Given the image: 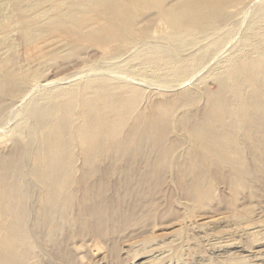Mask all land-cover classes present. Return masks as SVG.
I'll list each match as a JSON object with an SVG mask.
<instances>
[{
  "label": "bare ground",
  "instance_id": "6f19581e",
  "mask_svg": "<svg viewBox=\"0 0 264 264\" xmlns=\"http://www.w3.org/2000/svg\"><path fill=\"white\" fill-rule=\"evenodd\" d=\"M9 1L17 17L19 41L31 43L28 46L34 53L48 42L45 37L39 43L38 37L52 29L69 40L103 43L113 39L130 42L148 34L151 26L169 30L167 40L183 51L191 44L197 47L207 43L217 35L219 26L232 19L231 0H52L49 5L43 4L46 0ZM263 10L253 16L257 23L248 28L244 40L248 44L244 43L236 57L224 59L214 72L219 82L217 92L202 90V100L200 93L188 87L189 91L150 101L142 89L122 95L120 88L97 79H88L80 91L74 83L58 84L29 100V116L13 128L11 147L0 149V264H51L48 255L60 263L74 264L70 249L74 237L92 236L101 243L115 244L117 236L125 234L130 225L137 227L132 233L144 232L148 228L145 219H150L153 208L160 205L154 195L167 186L166 192L172 196L167 176L170 171L186 204L194 211L207 209L212 213L202 226L213 230L204 241L213 246L211 255L217 254V264L245 260L247 249L240 248L242 245L231 237L235 234L243 241H254L255 253L264 263V222L255 214L264 210V46L255 42L264 34V20H259ZM88 11L101 20L99 28L88 26ZM43 14L47 18L40 20ZM9 39L0 40V50L11 47ZM72 49L79 50V45ZM142 50L143 59L156 63L165 48L158 44ZM36 51L31 58L44 50ZM182 61L174 62L176 65L171 62L170 80L181 79L190 71ZM34 64L30 71L36 77L43 63ZM27 77L14 56L0 61V125L14 100L26 92ZM190 79L175 87L181 90ZM53 84L55 81L40 86ZM35 89L18 99V104ZM75 110L84 121L68 126ZM173 114L178 117L180 133L171 139L169 120ZM38 133L42 134L40 139ZM218 223L225 224L226 229L215 234ZM144 237L143 249L157 238ZM199 239L195 247L201 257L208 250ZM112 247V252L108 250L118 264V251ZM30 256L35 258L33 263L27 260Z\"/></svg>",
  "mask_w": 264,
  "mask_h": 264
},
{
  "label": "rangeland",
  "instance_id": "374dc122",
  "mask_svg": "<svg viewBox=\"0 0 264 264\" xmlns=\"http://www.w3.org/2000/svg\"><path fill=\"white\" fill-rule=\"evenodd\" d=\"M1 1H0V36H1L0 40L2 39L7 40L10 38L9 40H11L10 41L11 47L8 48V50L7 49L0 50V61L1 60L5 61L9 56H14L16 59V62L20 65V67H22V69L29 76L27 77L28 79L25 84L24 91L26 92H24L18 99L21 100V98L25 96L26 93L32 89V87L33 88L36 87V89L32 92L31 96H29L26 100H23L22 102H20V105L18 104L19 102L18 99H16V101L14 100V102L12 103L11 107L9 108L8 114H7L8 117L6 116L2 125H0V130H1L0 131V149H7L11 147L12 141H13L12 140L13 128L18 124V122H20L22 119L29 116V113L26 109V105L29 102V100L31 101L35 99L36 97L40 96V94L44 93L45 91L47 90L49 91L50 89L57 88L59 85H68V84L74 83V87H76L77 90L80 91L83 88L84 83L88 79L103 80V81H107L109 85L115 87L116 89L120 88L121 90L119 91V93H121L122 95H124L126 92H130L131 90L133 91L135 89L136 90L142 89L144 90L146 95L147 94L150 95V96L147 95L148 96L147 98H149L150 101H153L154 99H155L154 101H156V100H159L165 97L170 98L175 93H177L176 91H184V90L189 91V88H190V91L200 93L199 99L203 97L202 90L204 89H207L208 91L213 92V93L217 92L219 88V82L216 80V78L213 77L214 72H216V70L218 69V66L224 59L225 60L229 59V57L234 58L239 54L240 48L244 45V43H247L244 40L248 33L249 26L257 23V21L254 20L253 18V16H255L254 14H256L257 13L256 11H258L260 8H264V0H257L254 2H251V0H239V1L231 0L232 2L230 1L231 3H229V8L231 6L233 8L232 7L230 9L228 8L229 13L231 12L230 14H232L231 15L232 19L229 21V23H226L225 25L221 27L219 26L218 27L219 32H217V35L216 34L213 35L212 36L213 38L207 41V43L205 42L203 45L197 46L198 48L196 47V45H194L195 44L194 43V44H191L188 48H185V50L183 51L182 50L180 51V49H177L175 45H173L171 42L167 40L166 36L169 30L166 29L167 30L166 31L165 28H163L162 30H159L160 26L158 27L159 29L151 26L148 34L139 36L131 40L130 42H122L121 40L113 39V40L105 41L103 43L86 41L81 38H74V40L72 38L69 40V37L66 38V36L61 35V33L58 32L57 30H56V33L54 34L53 32H55V29H52L51 30L52 33H50L51 31H48L49 33L46 32L44 34H41L39 36L41 39L38 37V39L36 40L37 42L40 41L39 43H41V41H43L42 39H45L46 37L45 40L48 41L46 42L48 45H45L46 44L45 43L44 46L40 48L42 51L44 50L43 51L44 53L40 52L39 56H37L38 58L33 57L35 59L34 60L33 58H31V56L34 53L32 52L33 49L31 48L30 50L29 48L31 46L30 47L28 46L31 43L23 44V42L19 41L20 40L18 36L19 35L18 26L19 25L15 23L17 22L16 21L17 17L13 15L12 13V6H11V3H9L10 1L9 0H8L9 2H7V0H3L4 2H1ZM52 3H53L52 0H46L44 1L43 4L49 5ZM8 4L11 9L9 8ZM7 6L9 9H7ZM89 13H91L90 16H88ZM94 15L96 16L95 12L93 11H88L85 13V18L88 21L87 24L90 27V29H93V30L95 29V26L96 28H99L102 25L101 20L97 16H96L97 18H95ZM44 16L46 15L44 14L40 15L38 18L40 20H45L47 17H44ZM142 17L140 16V19H143ZM259 20L260 21L264 20V10H263L262 17ZM261 25H262V28H264V22H261ZM92 26L94 28H92ZM162 26L165 27L164 25ZM218 29L216 31H218ZM43 35L45 36L43 37ZM59 37H61L62 39ZM55 38H57L56 41L59 39V42L56 43ZM217 39H219L220 41ZM255 42L264 46V34L262 33L259 36H257L255 39ZM64 44L67 46H65ZM158 44L162 45L165 48V51L162 53V55L157 60V62L152 63L151 60L147 58L143 59L142 53L144 52V50L142 49L146 48L147 46H154ZM49 45L51 46L52 49L49 47ZM74 45L76 46L79 45L80 51L79 50L74 51L72 49ZM47 46L49 47V49H51V51L47 48ZM40 49H35V53L38 52L36 50H40ZM195 50L197 51V53L195 52ZM20 52H22L23 54ZM25 52L26 54L28 53V55H30L31 53L32 54L30 56L28 55L26 56L24 55ZM48 53H50V55H48ZM23 56H25V58ZM181 59L183 60L181 63H183V65L185 66L188 65L187 67H189L188 69H190V71L188 70V72L184 74L185 76L184 75L181 76V79L172 81L167 77L168 75H171L170 72H172V68L170 64L171 62L173 63L175 62L176 64H178L179 62L177 61ZM36 61H38V63H43V64H42V71L40 73H36L37 76L35 77L31 73V71L35 67L34 62ZM125 64H127V66H125ZM128 64L129 65L134 64V65L128 66ZM82 74L84 75L83 77L74 79L72 82H69L68 80H66L69 77L78 76ZM187 79H190V80H188L187 83L185 82L183 84L185 86L182 87L181 90L175 87L177 83L179 84L181 83V81H184ZM57 80L60 81V83H56L58 82ZM44 81L45 82L55 81V84L46 86V87L40 86L45 83ZM38 86H40L41 88ZM169 89H172L173 91ZM201 100L199 101V104L202 105L205 99L203 98L202 103H200ZM144 102H145V98L143 99V103ZM174 116L175 114H173L169 120L170 127L172 129L171 135H170L171 139L175 138L180 133V130L176 128L178 125L177 124L178 117L176 115L174 119ZM81 117L83 116H80V114H77V111L75 110L74 114L69 119L70 121L69 122L67 121V125L76 126L79 123H82L84 119ZM10 119L12 120L10 121ZM41 135H42L41 133L40 134L38 133L37 135L38 139H40ZM170 173L167 175L170 177L169 183H171L169 184L168 187H169L170 193L174 197L172 196L171 198L169 197L168 193L166 192L167 186L163 187L162 193L164 194L158 192V195H157L158 197L156 195H154L155 198L152 197L154 200H156V198L157 199L159 198L157 200V203L159 202L160 205H158L159 206L158 208H156L157 206L153 208L154 205L152 204L151 210L154 209L156 214L153 210V215L151 216V218L145 219L147 222L148 228L146 226V229L144 230V232L140 234H137V233L134 234L132 233V230L137 227L130 225L126 227L125 234H123L122 236H117L118 241L115 242V244L113 242H110L107 244L101 243L92 236H86L85 238L74 237L70 244V249L74 254V257H73L74 264H115L114 258L111 253L112 246H113L112 249L116 247L117 249L116 251H118L116 252V260L118 261V264H121V263L122 264L124 263L125 264H178V263L184 264L183 262H186L185 264H214V263L217 264L219 257H217V254L215 252L213 253V255H211L212 254L211 250L213 249L211 247L213 246L209 245V242L204 241V239H207V237H209L208 234L213 232V230L211 229L210 226H209L210 228H206V227L204 228V226H202V224L205 221H207V219L209 218V216H211L212 213L211 212L208 213V211H206L207 209H202L199 212L192 210L193 208L191 209V207L186 204V198L184 197L181 189L179 190V186L174 184L173 180H171L173 173H172V176ZM149 200H151L150 197H149ZM158 209L159 211H157ZM257 212L258 214L255 213L257 218H261L259 220L261 222H264V216H263L264 210H261V211L257 210ZM225 226H226L225 224L218 223L217 226L215 227L216 229V231H214L215 234L217 232L219 233V231L221 230L223 231V229H226ZM140 228H143V227H140ZM150 235L151 236L153 235L157 238L153 240L154 242L152 240L149 241V243L147 244V247L143 249L144 247V244L142 242L144 240L143 237L145 236L144 238H147V237H150ZM235 235H232L231 237L236 238L240 246L242 245L240 248L243 247L247 249V251H245V254L247 256L245 257V260L242 262L244 264H258V262L261 264H264L262 262L263 260H261L258 257V255L255 253L256 251L255 249L257 246L256 244L254 245V241H249L247 239L243 241L241 238H238L237 235L236 237H233ZM120 237H122L123 239L122 238L120 239ZM197 238L198 240H200L199 238H202L203 240L202 245L205 244L203 245V247L204 248L206 247L205 249L208 250V252H205L204 256H201V257L199 256V254L196 253L197 248L195 247V243L196 241H198L196 240ZM164 247L165 248L167 247L166 251ZM108 248L111 252L108 250ZM159 249H160V253H159ZM162 253L163 254L166 253V254L162 256L161 255ZM158 255H161V256H158ZM47 258L50 261V263L52 262L51 264H67L66 261L64 262L61 261L60 263L57 260V258L54 257L53 255H48ZM257 258L259 259L257 260ZM27 260L30 262L33 260L31 262L33 263L35 261V258H33V256H30ZM240 262L241 261L233 260L231 261V264H241L242 262L241 263Z\"/></svg>",
  "mask_w": 264,
  "mask_h": 264
}]
</instances>
